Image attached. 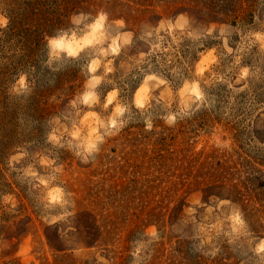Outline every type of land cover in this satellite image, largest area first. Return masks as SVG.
I'll list each match as a JSON object with an SVG mask.
<instances>
[{"label": "rangeland", "instance_id": "rangeland-1", "mask_svg": "<svg viewBox=\"0 0 264 264\" xmlns=\"http://www.w3.org/2000/svg\"><path fill=\"white\" fill-rule=\"evenodd\" d=\"M0 264H264V0H0Z\"/></svg>", "mask_w": 264, "mask_h": 264}, {"label": "bare ground", "instance_id": "bare-ground-1", "mask_svg": "<svg viewBox=\"0 0 264 264\" xmlns=\"http://www.w3.org/2000/svg\"><path fill=\"white\" fill-rule=\"evenodd\" d=\"M100 25L101 24H100L99 21L96 22L94 25H92V27L90 29V32H89V35H86L82 39L76 37L75 35H72L70 37L61 36V37L53 39L52 43L56 47H58L60 50H63L65 52H67L68 54H75L80 49H82V47L85 44H88V43L92 42L94 36H96L95 32L98 30ZM145 87H143V88L146 89ZM144 98H145L144 95L141 92H139L137 94V97H136L137 103L138 104H142L144 102Z\"/></svg>", "mask_w": 264, "mask_h": 264}]
</instances>
